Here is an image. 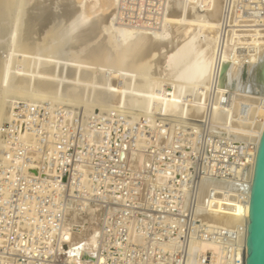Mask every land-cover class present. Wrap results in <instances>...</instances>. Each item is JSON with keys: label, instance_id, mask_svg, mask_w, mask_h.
<instances>
[{"label": "bare ground", "instance_id": "obj_1", "mask_svg": "<svg viewBox=\"0 0 264 264\" xmlns=\"http://www.w3.org/2000/svg\"><path fill=\"white\" fill-rule=\"evenodd\" d=\"M31 1L0 0V158L4 149L1 124L12 118L18 99L49 102L64 111L82 110L88 115L99 108L96 114L112 120L116 116L118 122L131 129L132 136L122 141L124 167H117L122 173L115 180L123 183L122 191L116 186L115 192L92 196L95 188L88 184L92 193L81 199L80 209H63L61 217H57L60 214L56 210L54 219L59 226L53 229L57 233H52L49 241L28 234L25 245L14 238V242H8L10 232L1 233L5 226L1 222L0 262L9 263L13 254L15 260H27L51 252L61 255L65 264H120L119 260L127 257H115L111 250L120 241L112 239L119 218L111 220L110 214L138 197L134 191L141 193L140 202L150 207L146 190L166 184L178 186V175L162 169V160L157 161L156 152L152 153L154 143L163 142L168 147L178 143L180 148L188 144L198 149L205 134L210 133L259 144L264 129V27L254 18L236 15L233 9L226 11V0H75L78 9L69 22L48 26L41 38L34 39L29 30L28 36L24 34ZM97 15L98 19H93ZM226 17L225 33L222 29ZM98 30L100 33L87 41L80 37ZM222 38L226 45L219 51ZM236 44L255 49L241 57L232 51ZM226 93L229 100L223 103ZM26 138L33 141L32 136ZM167 169L173 170L174 166ZM123 175H137L140 180L125 181ZM200 178L191 187H179L190 193L189 206L191 194H199L195 213L201 221L230 228L248 223L250 202L243 207L228 205L234 184ZM210 189L216 192L213 197L208 196ZM247 190L250 192V187ZM93 198L96 204L91 203ZM67 205L74 207L71 202ZM104 211L106 219H101ZM147 212L155 225L156 212ZM21 214L15 226L18 231L30 232L31 224ZM135 215V210L124 209L120 224L127 227L128 244H142L144 251L136 263L158 264L160 250L173 251L174 244L164 243L156 228L149 227L147 218L140 225ZM103 221L106 225L101 224ZM35 238L38 241L31 243ZM53 238L57 241H51ZM127 243L121 242L125 246ZM191 249L203 254L211 251L212 264H219L217 242L195 241L190 243ZM132 260L129 257V262Z\"/></svg>", "mask_w": 264, "mask_h": 264}, {"label": "built area", "instance_id": "obj_2", "mask_svg": "<svg viewBox=\"0 0 264 264\" xmlns=\"http://www.w3.org/2000/svg\"><path fill=\"white\" fill-rule=\"evenodd\" d=\"M226 4V11L233 9L236 15L254 18L256 24L264 27V0H226ZM226 20L227 17L222 29L225 33L228 25ZM225 45L222 38L218 50L225 49ZM253 49L255 47L252 45L236 44L232 51L234 55L242 57L252 53ZM228 98L229 93H226L222 102L228 103ZM15 102L12 118L4 121L1 127L4 149L3 157L0 158V223L5 224L4 229L1 228L2 234L10 232L7 234L8 242L15 240L25 245L28 234H36L34 237L41 236L49 241L52 233H57L53 229L59 226L54 217L57 214H60L57 217H61L63 209H80L81 199L87 197V193H92L86 187L88 184L95 188V194L92 196H98L101 192H115L116 186L122 191L123 183H119L115 178L120 177L122 173L117 167H124L122 141L128 140L132 135L129 133L131 129L118 122L116 116L115 120L102 117L96 114L99 110L88 115L82 110L64 111L60 106L54 107L49 102L26 99H18ZM261 107L264 109V98L261 99ZM244 111L247 113L248 106L245 105ZM27 136H32L33 141L27 140ZM153 145L152 153L156 152L157 161L162 160V169L178 175V186L166 184L146 190L145 195L150 200V207L141 203V193L134 191L133 194L138 197L124 202L117 213L110 214L111 220L116 221V218H119L116 223L118 227L112 232V239L114 242L120 241L117 245L113 244L111 250L115 257L121 254L127 257L126 260L121 258L120 264H138L137 258L141 251H144L141 243H127V227L120 224V216L126 208L136 211L135 218L140 225L142 219L147 218L151 222L149 227L156 228L164 243L174 244L173 251L160 250L157 255L160 264H212L211 251L203 254L197 249L190 250V243L204 240L219 244V264H246L248 223L230 228L222 225L212 226L201 221L195 213L199 194H191L189 206L187 199L190 193L180 188L179 184H189L191 187L201 176L226 181L235 185V191L228 197V205H247L250 202L247 187L251 186L253 179L257 141L243 142L207 133L204 143L198 149L188 144L182 145L186 148H180L178 143L171 147L163 142ZM35 152L37 157L32 156ZM171 165L174 169H167ZM122 177L126 178L125 175ZM132 179L138 182L140 177L133 175L125 181ZM125 192L127 194L126 190ZM215 194L211 189L208 192L209 197ZM69 202L73 203L74 207H68ZM91 203L96 204L95 198L91 199ZM57 209L59 211L56 214ZM147 210L156 212L158 220L155 225L151 221V213ZM20 211L31 224L30 232H22V229L18 231L15 226ZM105 212H102L101 219H106ZM66 215L68 216V213ZM21 220V223L25 222L23 218ZM101 224L106 225V222ZM34 240L38 241L35 238L31 243ZM182 240L186 242L183 243ZM51 241H57V238ZM9 257L10 262L6 264H15L16 261H24V264H65L61 255H52L51 252L47 256L38 253L27 260L21 257L15 260L14 254L13 259L12 256ZM129 257L133 259L131 262Z\"/></svg>", "mask_w": 264, "mask_h": 264}, {"label": "water", "instance_id": "obj_3", "mask_svg": "<svg viewBox=\"0 0 264 264\" xmlns=\"http://www.w3.org/2000/svg\"><path fill=\"white\" fill-rule=\"evenodd\" d=\"M248 218L246 264H264V129L258 144L250 186Z\"/></svg>", "mask_w": 264, "mask_h": 264}, {"label": "rangeland", "instance_id": "obj_4", "mask_svg": "<svg viewBox=\"0 0 264 264\" xmlns=\"http://www.w3.org/2000/svg\"><path fill=\"white\" fill-rule=\"evenodd\" d=\"M37 1H38V3H35ZM49 1H51V2H49ZM65 1H66V3H65ZM71 1L72 0H69V1L68 0H53V1L52 0H46V1L45 0H41V1L32 0L30 3L31 6H30V4L28 5V7H31L30 10L28 9L30 13L26 14V16L27 17L29 16V18H27L26 30L24 29L25 33L23 31L25 36H28L29 33H31V35H33V33H34L33 38L35 37L34 39H38V38H41L42 35H44L43 32L45 33L48 30V26H49V28H51V26H54V27L57 26L58 27V24H59V26H61L59 21L61 22V24H65L64 22H66V23L69 22V18L71 17L70 15H72L73 12H75L78 9L77 8L78 4L76 5L77 2L75 3V0H73L74 4L72 5L73 2H71ZM32 2H33V4H32ZM37 4H39V5H37ZM33 6H34V8H33ZM36 6H38L37 10H36ZM42 6H44V7H42ZM32 9H33V12H32ZM36 12H38V13L36 14ZM30 17H31V20H30ZM98 17H99L98 15L94 16L93 19H98ZM64 18H65V20H64ZM90 25L91 24H89L88 26L90 27ZM40 26H41V28H43V29L40 28L42 31L39 29ZM44 29H46V31H44ZM28 30L30 31L29 33H28ZM40 32H41V34H40ZM99 33H100L99 30L98 31H92V32L88 31V32H86L85 36L81 35L80 37L82 40L87 41L88 38L90 39L93 36L98 35ZM96 110H99V108H97ZM1 127H2V124H1Z\"/></svg>", "mask_w": 264, "mask_h": 264}]
</instances>
